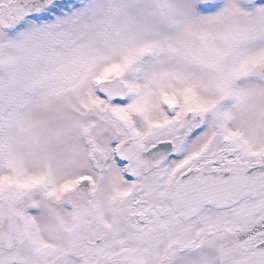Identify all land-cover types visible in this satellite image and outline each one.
<instances>
[{"label": "snow or ice", "instance_id": "snow-or-ice-1", "mask_svg": "<svg viewBox=\"0 0 264 264\" xmlns=\"http://www.w3.org/2000/svg\"><path fill=\"white\" fill-rule=\"evenodd\" d=\"M0 264H264V0H0Z\"/></svg>", "mask_w": 264, "mask_h": 264}]
</instances>
